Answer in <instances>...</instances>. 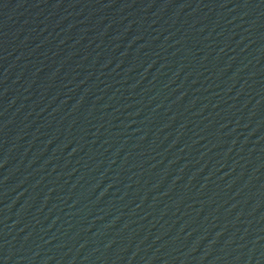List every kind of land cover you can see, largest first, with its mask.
<instances>
[{"label":"water","instance_id":"obj_1","mask_svg":"<svg viewBox=\"0 0 264 264\" xmlns=\"http://www.w3.org/2000/svg\"><path fill=\"white\" fill-rule=\"evenodd\" d=\"M0 264H264V0H0Z\"/></svg>","mask_w":264,"mask_h":264}]
</instances>
